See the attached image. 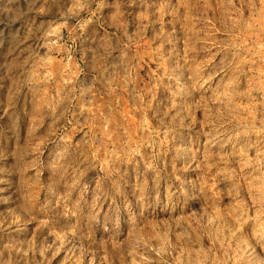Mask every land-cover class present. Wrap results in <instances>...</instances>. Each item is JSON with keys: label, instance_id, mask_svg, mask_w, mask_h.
<instances>
[{"label": "rangeland", "instance_id": "1", "mask_svg": "<svg viewBox=\"0 0 264 264\" xmlns=\"http://www.w3.org/2000/svg\"><path fill=\"white\" fill-rule=\"evenodd\" d=\"M0 264H264V0H0Z\"/></svg>", "mask_w": 264, "mask_h": 264}]
</instances>
